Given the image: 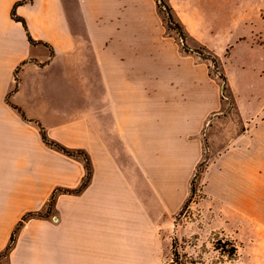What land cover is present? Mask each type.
Segmentation results:
<instances>
[{"label": "crops", "instance_id": "0c3cea01", "mask_svg": "<svg viewBox=\"0 0 264 264\" xmlns=\"http://www.w3.org/2000/svg\"><path fill=\"white\" fill-rule=\"evenodd\" d=\"M171 8L174 7L170 5ZM223 63L233 108L156 0H0V253L9 264H143L190 193L264 211V44ZM205 59V58H204ZM47 137L70 151L49 146ZM59 189L66 192H59ZM68 190V191H67Z\"/></svg>", "mask_w": 264, "mask_h": 264}, {"label": "rangeland", "instance_id": "374dc122", "mask_svg": "<svg viewBox=\"0 0 264 264\" xmlns=\"http://www.w3.org/2000/svg\"><path fill=\"white\" fill-rule=\"evenodd\" d=\"M156 1L159 26L165 36L180 51L185 49L195 57L201 54L212 78L221 88L224 85L226 109L233 108L227 81L221 78L225 74L223 63L235 65L242 57L243 51L239 50L227 59L239 40L264 44V0ZM163 2L168 6L174 4L170 12L173 23ZM212 158L206 145L192 176L188 198L168 225L157 229L159 258L144 259L143 264H264V211L231 210L207 194V168ZM50 205L49 218L55 219ZM41 212L47 215L46 210ZM0 264H9L8 250L0 254Z\"/></svg>", "mask_w": 264, "mask_h": 264}, {"label": "trees", "instance_id": "16d2710c", "mask_svg": "<svg viewBox=\"0 0 264 264\" xmlns=\"http://www.w3.org/2000/svg\"><path fill=\"white\" fill-rule=\"evenodd\" d=\"M163 6H164L166 9H168V16H169L170 22L173 23V22H174V21H173V15H171V13H170V12L172 11L171 7L168 6V5H167L166 3H164V2H163ZM178 26H179V25H178ZM221 78H222L223 81H226V78H225L224 75H221ZM224 89H225V88H224V85H223V87H222V93H223ZM223 96H224V95H223ZM42 137H43L44 141H45L49 146L56 147V148H58V149L64 151L66 154H69V155H75V154L81 155V154H83L81 151H70V150H68L67 148L61 146L60 144H58V143H56V142L50 140L44 132H42ZM84 160H85L86 168H87V175H86V178L84 179L83 183L81 184V186H80L78 189L73 190V191H70V190L68 191V190H67L68 192H80V191H82V190L86 187V185H87V183H88V181H89L90 175H91V169H90L89 162L87 161V159H86L85 156H84ZM61 191L66 192V190L59 189V192H61ZM57 192H58V191H55L54 194L52 195L51 199H50V203H52V206H53V204H54V202H55V198H56ZM50 206H51V205L49 204L48 209H46L47 215H45V214L42 213V212H36V213H27L26 215L23 216L22 220H20L19 223L16 225V227H15L13 233H12V237H11V239H10V242H9V244L7 245V247L4 249V253H6L7 250H8V251H9V254H10V251L12 250V248L14 247V244H15V242H16V237H17V235H18L20 229H21L22 226L24 225L25 221H26V220H29L30 218H33V217H49V214L51 213ZM2 252H3V251H2ZM2 252H1V253H2ZM1 253H0V254H1Z\"/></svg>", "mask_w": 264, "mask_h": 264}]
</instances>
